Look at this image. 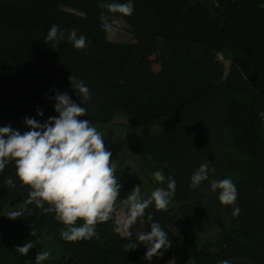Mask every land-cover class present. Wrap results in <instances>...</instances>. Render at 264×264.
Returning <instances> with one entry per match:
<instances>
[{
  "label": "trees",
  "instance_id": "trees-1",
  "mask_svg": "<svg viewBox=\"0 0 264 264\" xmlns=\"http://www.w3.org/2000/svg\"><path fill=\"white\" fill-rule=\"evenodd\" d=\"M126 2L0 0V119L43 123L58 115L54 99L41 109L57 92L79 104L72 74L91 94L79 119L97 127L125 116L131 128L160 127L134 147L145 171L175 179V195L166 211L150 206L135 225L149 232L150 213L172 246L146 260L145 245L126 247L136 242L135 225L130 240L113 221L98 224L91 239L64 240L66 226L56 214L27 203L29 189L16 179L13 163L0 173V264H36L39 251L49 252L48 264H264V0H132L130 17L100 6ZM102 16L110 23L122 19L134 43L110 42ZM53 24L75 29L87 46L75 49L66 31L52 48L46 36ZM206 161L214 172L191 187V176ZM115 175L120 193L140 185L141 195L150 196L147 179L116 168ZM9 176L15 188L4 183ZM224 178L237 187L235 217L233 206L222 205L219 191L210 189L211 180ZM155 183L152 190L166 188L167 180ZM12 211L21 215L13 219ZM26 242L34 243L29 260L15 251Z\"/></svg>",
  "mask_w": 264,
  "mask_h": 264
},
{
  "label": "clouds",
  "instance_id": "clouds-1",
  "mask_svg": "<svg viewBox=\"0 0 264 264\" xmlns=\"http://www.w3.org/2000/svg\"><path fill=\"white\" fill-rule=\"evenodd\" d=\"M111 13L130 17L134 11L132 0L126 3L101 4ZM105 30L110 24L103 25ZM68 31L67 40L77 50L87 46V39L77 35L75 29H61L53 24L47 32L46 41L51 42L52 48H58ZM69 82L80 98V103L74 102L67 93L57 92L54 96V111L58 114L41 123L36 119L25 117L24 125L28 128L23 134L10 125L0 127V173L6 166H15V176L21 187H27V203L35 204L47 213H55L56 218L65 225L61 236L66 241L91 239L96 235V226L113 221L114 230L122 233L131 240V229L138 218L144 217L150 206L157 211H166L171 198L175 195L176 181L166 177L162 170L153 173L156 182L166 188L157 187L147 198L141 195L140 185L134 186L132 192L124 200H119L121 184L115 175L111 156L106 148L105 140L100 132L92 126L85 117L87 109L82 103L91 100L88 86L71 74ZM37 111V116H42ZM264 117V112L260 113ZM168 165L165 163L164 167ZM209 162L202 163L191 176V187L196 188L209 180ZM4 183L15 188L12 177ZM212 192L219 191L218 200L224 206H233V216L240 213L235 207L238 197L236 184L231 178L211 180ZM123 205L120 215L116 216L117 203ZM47 205V207H45ZM21 212L12 211L9 216L13 219ZM83 221L82 226L76 222ZM147 220L152 221L149 232H140L136 242H130L127 248L135 249L139 244L146 246L145 259L163 255L169 249L171 241L168 234L158 222L153 221L152 215L147 214ZM32 235H35L33 233ZM34 247L33 242H26L15 249L21 256H26ZM49 252L39 251L36 264L47 260ZM227 264V262H225Z\"/></svg>",
  "mask_w": 264,
  "mask_h": 264
},
{
  "label": "rangeland",
  "instance_id": "rangeland-1",
  "mask_svg": "<svg viewBox=\"0 0 264 264\" xmlns=\"http://www.w3.org/2000/svg\"><path fill=\"white\" fill-rule=\"evenodd\" d=\"M102 18L106 21H108L109 17L102 16ZM108 24L111 25V28L107 30V36L108 40L113 43H122L124 44H131L134 43V39L129 33L128 26L125 24L122 19H112L111 23L108 21ZM218 60L222 62L225 66V68H228L229 61L224 57L223 54H220L217 56ZM153 59V58H152ZM153 72H156L159 70V66L157 64H153L152 66ZM54 98L47 97L44 100V105L42 106V111L45 112L53 105ZM11 114L10 112H8ZM55 116V114L53 115ZM52 116V117H53ZM113 125L110 126H97L95 127L100 134L103 136L105 140L106 148L112 153L111 160L113 163V166L122 172H130L135 177L140 179L144 182V179L148 181V184L146 185V189L149 192L154 191L152 190V187H156L155 180L153 178V174L147 172L144 170V168H147L146 163L144 160L142 161L140 159V155H138L135 151V145L134 143H137L139 139H141L143 136L151 133L152 135L157 134L159 132L160 127H139V128H131L128 126L127 118L125 116H117L115 118V122H113ZM10 125L13 129L19 130L21 133H24L25 131H28L29 129L25 127L24 123L18 122L13 119H0V127ZM135 141V142H134ZM143 191L144 189L141 188ZM129 194H122L119 195V200H124L127 198ZM123 205L119 202L116 205V214L117 218L120 215V211L122 209ZM7 210V209H6ZM4 210V211H6ZM139 219V218H138ZM134 229L136 230V233H139L142 229L141 223H138L134 226ZM34 248V247H33ZM30 249L28 253H32L34 249ZM31 257V254H28L25 256L26 260H29ZM172 261L161 263V264H171ZM41 264H48L46 261L41 262Z\"/></svg>",
  "mask_w": 264,
  "mask_h": 264
},
{
  "label": "crops",
  "instance_id": "crops-1",
  "mask_svg": "<svg viewBox=\"0 0 264 264\" xmlns=\"http://www.w3.org/2000/svg\"><path fill=\"white\" fill-rule=\"evenodd\" d=\"M139 233L142 232V229L140 231H138Z\"/></svg>",
  "mask_w": 264,
  "mask_h": 264
}]
</instances>
